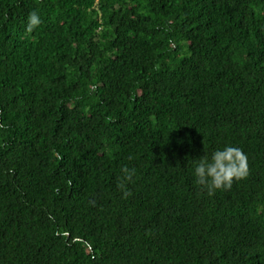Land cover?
<instances>
[{
	"label": "trees",
	"instance_id": "obj_1",
	"mask_svg": "<svg viewBox=\"0 0 264 264\" xmlns=\"http://www.w3.org/2000/svg\"><path fill=\"white\" fill-rule=\"evenodd\" d=\"M0 264H264V0H0Z\"/></svg>",
	"mask_w": 264,
	"mask_h": 264
},
{
	"label": "clouds",
	"instance_id": "obj_2",
	"mask_svg": "<svg viewBox=\"0 0 264 264\" xmlns=\"http://www.w3.org/2000/svg\"><path fill=\"white\" fill-rule=\"evenodd\" d=\"M41 18L36 11L30 13L26 32L31 33L41 24ZM120 187L124 189L127 183L133 181L135 169H122ZM248 175L247 157L239 148L224 146L212 152L211 156L203 155L196 160L193 168L195 184L206 191L209 196L218 190L232 188L233 182L246 178ZM130 193L125 192V196Z\"/></svg>",
	"mask_w": 264,
	"mask_h": 264
}]
</instances>
